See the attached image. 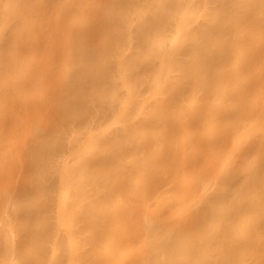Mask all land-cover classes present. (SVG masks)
<instances>
[{"label": "bare ground", "instance_id": "1", "mask_svg": "<svg viewBox=\"0 0 264 264\" xmlns=\"http://www.w3.org/2000/svg\"><path fill=\"white\" fill-rule=\"evenodd\" d=\"M0 264H264V0H0Z\"/></svg>", "mask_w": 264, "mask_h": 264}, {"label": "rangeland", "instance_id": "2", "mask_svg": "<svg viewBox=\"0 0 264 264\" xmlns=\"http://www.w3.org/2000/svg\"><path fill=\"white\" fill-rule=\"evenodd\" d=\"M115 128V125L114 126H112V129H114Z\"/></svg>", "mask_w": 264, "mask_h": 264}]
</instances>
